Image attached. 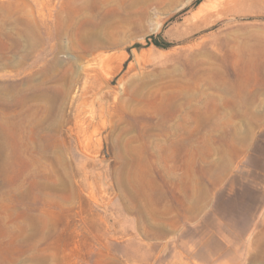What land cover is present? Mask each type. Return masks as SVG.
Returning <instances> with one entry per match:
<instances>
[{"label": "rangeland", "instance_id": "374dc122", "mask_svg": "<svg viewBox=\"0 0 264 264\" xmlns=\"http://www.w3.org/2000/svg\"><path fill=\"white\" fill-rule=\"evenodd\" d=\"M0 264H264V0H0Z\"/></svg>", "mask_w": 264, "mask_h": 264}, {"label": "bare ground", "instance_id": "6f19581e", "mask_svg": "<svg viewBox=\"0 0 264 264\" xmlns=\"http://www.w3.org/2000/svg\"><path fill=\"white\" fill-rule=\"evenodd\" d=\"M89 32V31H88ZM94 33V32H93ZM88 35V34H87ZM93 36V35H92ZM97 46V45H96ZM122 54V53H121ZM120 53L118 54L119 55V57H120V55H121ZM117 54H115V57H117L116 56ZM115 59V58H114ZM95 68V67H94ZM106 83V82H105ZM109 85V84H108ZM103 89V88H102ZM105 89V88H104ZM101 90V89H100ZM98 95V94H97Z\"/></svg>", "mask_w": 264, "mask_h": 264}]
</instances>
